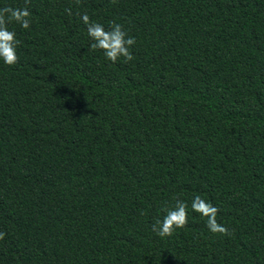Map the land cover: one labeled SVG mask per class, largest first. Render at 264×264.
<instances>
[{
  "label": "trees",
  "instance_id": "obj_1",
  "mask_svg": "<svg viewBox=\"0 0 264 264\" xmlns=\"http://www.w3.org/2000/svg\"><path fill=\"white\" fill-rule=\"evenodd\" d=\"M28 7L0 61V264H264V0ZM78 13L123 25L133 60L90 50ZM177 198L188 224L160 238Z\"/></svg>",
  "mask_w": 264,
  "mask_h": 264
},
{
  "label": "clouds",
  "instance_id": "obj_2",
  "mask_svg": "<svg viewBox=\"0 0 264 264\" xmlns=\"http://www.w3.org/2000/svg\"><path fill=\"white\" fill-rule=\"evenodd\" d=\"M114 3L115 0H112ZM79 4L80 0H76ZM30 0H25V7H3L0 8V61L4 65L13 66L19 61L16 49L20 41L16 38L15 31L8 28L9 24L15 23L23 29H29L31 26V15L28 5ZM68 15H71V9H65ZM83 24L86 26L87 36L91 41L89 48L92 51H100L107 61L116 63L123 58L124 62L133 60L130 48L135 45V37L129 36L123 25L112 22L109 29L95 21H92L87 13L82 15L78 13ZM187 202L176 199L174 206L164 207L165 213L162 219H158L152 225V231L160 238L171 237L178 229H183L188 224ZM193 213L199 214L205 219L206 227L214 235L231 236L229 229L217 222L219 209L212 205L200 195L193 197L191 202ZM5 232L0 231V241L4 240Z\"/></svg>",
  "mask_w": 264,
  "mask_h": 264
}]
</instances>
